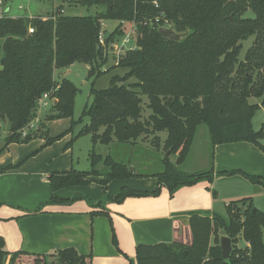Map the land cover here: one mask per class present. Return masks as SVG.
I'll return each mask as SVG.
<instances>
[{"label":"trees","instance_id":"trees-1","mask_svg":"<svg viewBox=\"0 0 264 264\" xmlns=\"http://www.w3.org/2000/svg\"><path fill=\"white\" fill-rule=\"evenodd\" d=\"M70 1V0H67ZM84 7H103L95 15L68 16L61 7L47 18L40 16L0 18V121H7L8 132L0 154L10 144L43 139L44 144L32 155L71 134L83 118L88 123L71 138L90 136L92 149L88 155L89 170L73 167L48 175L51 195L32 213L46 206L65 205L80 197L61 199L60 190L86 186L90 178H101L105 200L121 203L127 198L157 197L162 187L172 196L181 187L214 178H240L251 185H262L264 171L242 170L214 172L213 149L216 145L247 142L264 153V125L255 131L251 120L264 106V0H71ZM250 11L252 18L244 17ZM117 21L134 24L136 47L125 51L117 67L123 76L113 75L105 89H95V81L108 73L98 62L105 58V48L122 32L117 26L100 43L101 22ZM164 22L183 37L177 41L163 38L158 29ZM33 29L31 34L28 29ZM254 37L242 60V42ZM75 63L89 67L91 102L86 104L78 120H73L74 100L78 89L60 73ZM56 73H59L56 75ZM57 76V78H55ZM134 79L133 82H124ZM57 87V89H56ZM56 89V91H55ZM53 90L54 104L38 123L33 133L23 131L35 119L37 102ZM146 97L147 118H143L142 97ZM260 99V105L249 99ZM69 119L70 127L61 135L50 137L46 123ZM206 126L210 142V165L206 170L186 172L179 166L185 161L197 128ZM165 132V152L177 153L172 165L162 160L163 169L154 174L138 173L131 163L116 161L112 156L96 154L97 144L108 146L136 145L149 133ZM153 142L157 143L155 136ZM104 167L101 172L99 165ZM21 164L7 166L0 174ZM155 178L157 187L137 191L121 187L107 197L111 181L130 178ZM212 196L215 197L212 191ZM96 208H100L97 204ZM104 207V206H103ZM102 208V207H101ZM91 217L107 216L91 212ZM191 243L178 242L139 244L134 259L112 244L129 264H264V212L254 207L251 199L231 201L224 214L214 212L187 213ZM221 234L230 239L232 250L227 259L221 255ZM243 242V247L238 243ZM91 264V255L82 256L74 248L50 254L9 253L0 237V264Z\"/></svg>","mask_w":264,"mask_h":264},{"label":"crops","instance_id":"crops-1","mask_svg":"<svg viewBox=\"0 0 264 264\" xmlns=\"http://www.w3.org/2000/svg\"><path fill=\"white\" fill-rule=\"evenodd\" d=\"M54 122H47L46 126L51 127ZM36 143L38 147L29 149L27 144H10L0 154V170L21 164L16 169L0 174V237L9 253L24 251L30 254H50L56 250L74 248L82 256L91 255V264H129L127 258L134 259L135 247L139 244L178 242L189 245V212L222 214L229 202L245 198L251 199L254 207L264 212V182L254 186L240 178L215 177L212 183L200 182L181 187L172 196L162 187L157 197H132L114 203L105 200L98 184L101 178L98 177L90 178L92 182L86 186L55 193L61 199L80 197L76 201L46 206L40 213L33 214L51 195L48 175L52 171L60 173L72 168V161L65 160L71 148L61 152L62 161L50 167V156L55 154L51 149L55 143L32 155L44 144V140L39 139ZM207 147L206 141L203 142L202 150L193 144L183 165L186 172L206 170L209 167ZM57 158L58 155L53 157L58 161ZM213 166L214 172L238 169L260 173L264 171V153L247 142L216 145L213 149ZM140 179L138 182L131 179L111 181L107 187V197L115 196L121 187L148 192L157 187L155 178ZM232 186L244 187V190L233 193ZM98 203L102 208L95 207ZM220 206H223L222 213ZM102 211L107 216L90 215L91 212ZM113 234L118 249L127 258L113 246Z\"/></svg>","mask_w":264,"mask_h":264},{"label":"rangeland","instance_id":"rangeland-1","mask_svg":"<svg viewBox=\"0 0 264 264\" xmlns=\"http://www.w3.org/2000/svg\"><path fill=\"white\" fill-rule=\"evenodd\" d=\"M7 7L10 8L9 15L11 17H30V16H40L42 18H47L53 14L58 7H61V13L68 16H87V15H95L104 11L103 7H84L74 2L67 0H5ZM244 17L252 18L253 15L250 11H247L244 14ZM101 39L104 40L113 30L120 25V31L122 32L120 35H116L114 40L105 48V58L103 61L98 62L101 66V71L108 70V73L99 77L94 84L95 89H105L109 80L113 75L123 76L125 74L124 69L117 67V61L119 57L127 50L133 49L136 47V39L137 32L133 23L124 22L121 23L117 21H102L101 22ZM161 28H171L170 22H164ZM254 37L248 38L246 41L242 42V49L239 56V60H242L246 51L251 46ZM88 70L89 67L82 63H75L72 67H69L63 76V78L69 80L73 83V85L78 89V93L74 100L73 107V120L76 121L81 116L82 110L86 104L91 102L90 96V87H91V78H88ZM59 76V74H58ZM57 78V76L55 77ZM58 79V78H57ZM134 79H130L124 84H128L133 82ZM147 98L142 97V109H143V118H147L150 111L147 109ZM261 100L256 98H250V104L260 105ZM51 106V105H50ZM49 105L42 110H37V114L35 119L30 123L29 127H26L23 132L25 133H33L35 132L38 123L42 120V118L50 111ZM56 121L51 124V127H47L48 134L50 137H54L57 135L63 134L70 126L69 119H57L52 120ZM51 122V121H49ZM88 123L87 118H83L81 124H78L74 127L73 132L71 134L65 135L58 141L54 142L55 145L52 147L51 151L53 153L50 157V167H55V162L62 161L61 152L64 150L70 149V152L65 156V160L67 162L69 160L72 161V167L78 171H87L89 170V162L88 155L92 149V144L90 140V136H83L74 139L70 147H67V144L70 142L71 138L77 135L80 129ZM252 128L255 131H258L262 125H264V106H261L259 110L255 113L254 117L251 120ZM8 132V123L7 121H0V148L4 144V138ZM157 137L158 142H153V138ZM166 138L165 132L160 133H149L146 136H142L137 140L136 145L128 146V145H117L116 143L110 144L108 146L97 144L94 147V151L96 154H99L102 157L107 155L112 156L116 161L123 163H131L130 167H133L138 173L149 175L154 174L156 172H160L163 169L162 160L164 158L168 159V161L175 165L177 161V153L170 154L169 152H165L163 148V143ZM195 141V142H194ZM192 143H195L196 148L200 147L202 150L203 142L206 141L207 151L209 153L210 158V142L207 127L202 125L197 128L196 135ZM39 139H33L30 143H21L27 144V148L30 147H38ZM53 143V144H54ZM20 144V145H21ZM51 146V145H50ZM192 146L187 155L185 161L179 166L181 169L184 168V164L189 157V154L192 150ZM37 149V148H36ZM44 149V148H43ZM55 155H58V161L53 159ZM209 168V167H208ZM98 169L103 172L104 167L100 164ZM190 169L191 164H190ZM184 170V169H183ZM185 171V170H184ZM53 172V171H52ZM51 172V173H52ZM196 172V171H195ZM133 182H138L141 180L140 178H130ZM226 179V178H223ZM146 180V179H144ZM221 180V179H220ZM243 180V179H241ZM244 181V180H243ZM147 182V181H146ZM233 182V181H232ZM245 182V181H244ZM244 190V187L232 186L233 193H241ZM103 194V193H102ZM220 209L221 213L223 210V206ZM224 213H222L223 215ZM222 237H224L221 234ZM244 243L239 242L238 247H243ZM7 264V263H6ZM27 264V263H25ZM29 264V263H28Z\"/></svg>","mask_w":264,"mask_h":264},{"label":"water","instance_id":"water-1","mask_svg":"<svg viewBox=\"0 0 264 264\" xmlns=\"http://www.w3.org/2000/svg\"><path fill=\"white\" fill-rule=\"evenodd\" d=\"M8 11H6L7 13ZM158 33L165 39L173 42L179 41L183 35L177 34L174 32L172 28H159ZM62 75V72L60 73ZM220 249H221V255L224 259H227L230 255V252L232 250L230 239L227 237H222L220 239Z\"/></svg>","mask_w":264,"mask_h":264},{"label":"built area","instance_id":"built-area-1","mask_svg":"<svg viewBox=\"0 0 264 264\" xmlns=\"http://www.w3.org/2000/svg\"><path fill=\"white\" fill-rule=\"evenodd\" d=\"M6 1L5 0H0V18L3 17L4 15L8 14L10 12V8L7 7V5L5 4ZM6 11H8L6 13ZM45 19V18H44ZM33 32V29L29 28L28 29V33L31 34ZM100 43L103 44V40L101 39V34H100ZM57 89V87H56ZM55 89V91H56ZM51 93H53V90L48 92V93H44L38 100L37 102V110H42L43 108L47 107L48 105L52 106L54 104V100L51 99ZM50 106V107H51ZM30 125V124H29ZM29 127V126H28ZM26 133L23 132V135H25Z\"/></svg>","mask_w":264,"mask_h":264}]
</instances>
